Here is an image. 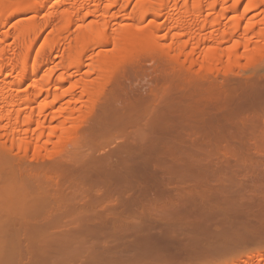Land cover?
<instances>
[{"label":"bare ground","instance_id":"obj_1","mask_svg":"<svg viewBox=\"0 0 264 264\" xmlns=\"http://www.w3.org/2000/svg\"><path fill=\"white\" fill-rule=\"evenodd\" d=\"M261 13L263 15L261 18H259L258 16ZM110 46H112V48H110ZM156 51H159L164 56V58H168L169 60H171L172 64L175 63L173 65L177 64L175 68L177 72H178L177 67L180 68L181 66H183L182 70L183 68L184 70H187V71H181L180 68L179 70L181 71V73L176 72L174 76L172 75L173 77H177V74H179L180 76H178V78L180 77L179 78L180 81L184 78L183 76L185 74L189 78L191 77L192 79L188 81L189 78L185 76L186 79L182 80L179 83H176L168 76L162 75L160 77L159 76L161 74L160 72V74L158 75L159 78L157 79L156 77L157 80L155 79L156 81L154 82V84H150V87L148 86V88L144 90L143 88L142 89L139 88V85L137 86L138 88L133 87L135 85L134 83L132 84L133 86H131L130 85L131 81L130 83L128 82L130 80L129 77L131 76L127 74L129 76L128 77L126 75L127 71L126 73H124L125 71L123 73L121 72L122 69L124 70L125 67H127V65L125 66V64H129V61L130 62L135 61L134 63H138L136 62L137 59H141L143 56L146 57L145 55L149 52H156ZM56 54H60V56H57ZM151 54L153 53H149V56H151ZM128 57L129 58L132 57V60H130ZM133 57L135 58L133 59ZM259 58H264V0H0V141H1L0 144H2V141L3 142L5 141L6 143L10 142L13 148L18 150V153H20V151L23 150L25 153H22L23 151H21V155L19 154L18 156V158L20 157L19 159H21L19 161L22 163L23 157L28 156L26 151L29 150L30 152L32 148L39 149L40 147L41 148L43 147L42 149L45 150V147L46 149H48L49 147L47 148V146L49 145H55V147L56 146L58 147V145L61 144V142L66 147L67 144L65 143H67L68 141L70 143L71 139L72 142L73 141L75 142V140L73 139L77 138L76 136H78V133L80 132H82L80 133V138L83 141L85 140L84 142L88 143V144L83 143V141L80 142L79 140L80 138H79L78 140L80 143H78L79 145L75 147L79 149L82 147L81 148L82 150L76 149L73 146L76 150L72 149L73 152H71L70 149L69 150L70 154L69 151L68 153L66 152L67 154L66 153L65 154L67 156L65 155L66 157L64 158L62 157L61 159L60 158L57 159L56 157L58 156L54 155L57 160H52L53 159V155H52V159L50 158L52 161L51 160L48 161L49 158H47L48 156H46L48 162L45 161L44 164H42L43 163L42 161H41L42 163H40L41 165L34 164L36 162H33L32 164L33 166L29 164L34 169V172L38 169L37 170L38 172L43 173L42 176L46 175L45 176L46 178H48L49 180L52 179L49 184L55 182V184H53L54 186L53 191L55 193L54 192L53 193L56 194L55 195L56 197L54 196L52 191H50L52 190L50 188L53 186L49 185L47 181H46L47 186L48 187L50 186L48 188L50 189L49 192H51L53 195L50 193L47 199V197H45L46 196L45 194L48 192V189L46 188L47 189L46 190L44 187L40 189V190L44 189L43 194L45 191H47L44 194L45 196L42 194L43 197H45L47 200L50 199L52 200V198H50L51 197L50 195L55 197V198L53 197V200H56L58 196V199L62 198V204L64 201L69 203L67 205L64 202V204L67 205V206L63 205L64 207L73 208L72 205L74 204V202L80 200H81L80 202H82L83 199H86L87 201L86 203L90 208L85 206L87 208L86 210L88 211L86 214L82 212L85 208L83 210L79 209L80 210L79 212L77 207L78 206V202H77V206L76 205L75 206L77 207V211L79 213L78 214L77 212L74 211L76 210L75 207L73 208V210L71 208L69 209L65 208L67 209L65 210L60 208L62 206L60 207L58 206V209L60 208V211L65 210L66 212V213L65 212L62 213L59 211L57 212L56 210L57 215L54 216H59L56 217L58 221H61V223L59 224H64L66 222V221L64 222V218L67 217V219L69 220L70 219L74 220V222L71 223L75 224L73 226L74 228L76 227V229H74L73 226L71 225L72 226V228H70L71 233L69 234V231H66V229L68 228H66L65 231L64 228L66 227L65 224H67L70 221L65 223L63 227L62 225H60L61 226L60 227L58 224L57 229L60 230L61 228V230H63L62 231L63 233L59 231L60 234L62 233L61 234L62 237H60L61 241L59 239L58 241L56 239L59 237H55L56 232L52 230V228L53 229L56 228L55 225L56 221L54 220L55 217H50V219L51 218L52 219L47 220L46 223L47 226H44L46 222V219L44 218L45 222L43 221L44 223L41 222L39 225L41 229H39L38 227L32 229L33 233L31 234V237L32 236L34 237L32 238L29 237V238L31 240L33 238L34 239L32 241L30 240L28 241L29 242L34 241V242L32 243L33 246H30L31 244L28 245V241H27V247L30 246L32 248L29 251L30 255L28 256H30L32 260L37 259L40 262L42 259L39 260V258L44 255L46 257L47 255L46 260L48 257H49L48 260H51L50 255L51 257L53 256L51 250H55L52 249L53 246L52 248L49 247L51 246L50 244H52L51 243L52 239L55 238V241H57L58 243L59 242L61 243L63 240H65L66 242V240L67 241L69 240L71 234L73 236L75 235L78 236L73 238L72 240L74 242V240L77 239L74 242L75 244L79 241L81 242V240L84 243V241L86 242L87 239L95 240L98 239V237L99 239H103L101 238L103 235L105 237L109 235L108 237H106L108 238V240L111 239L112 236H114L113 240H116L117 239L116 237H118L117 240L121 239L120 237H122L123 240L121 241H124V238H126L125 236L129 235L127 232H129V230L131 229H135V230L137 229L136 231H138L139 229L140 233L137 232V236L144 237L145 235L141 236V234L143 231L144 232L146 231L144 230V228H146L147 226L146 225L147 221L149 222V225L151 224L150 222L153 221L152 218H155V220H157V217H159L157 221L160 222V217L164 218L163 216L165 215L173 216V217L176 216L178 219H180V221H184L183 223L181 222L182 224L186 225L185 221H188L190 219L192 220L191 216L197 217L198 215H201V217H203L207 214H213L214 212L220 213L221 210L219 212L218 210H216V207L214 208V206L211 204L213 202L219 203L220 200H222L220 201L222 203L224 199L229 200V196H228L229 193L228 194L225 193L224 189L223 192H220L221 190L218 191L217 188L216 191L215 189H212L215 192L212 191L210 192V188L209 191L207 189L206 191L203 189L204 190L203 191L202 188H206L205 187L206 183L203 184V182H201L200 179L202 178L201 180L203 181L204 177L200 178L199 176L198 178L193 175V177H195L196 180L199 179V181L203 184L202 186L204 187H201V185H199L203 192L200 191V187L196 183L193 185L198 186L199 190L197 188H194V186L192 187L194 189H197L195 191H200L201 193L193 192L194 189H191L192 188L191 184L190 186L188 184V187L190 189H188V187L187 189L186 187L185 189L184 187L183 189H178V188L173 189L168 187V185L170 182L175 181L174 180L175 178H178L180 176L186 178L188 173L187 172L188 168L190 171L191 167L189 164L186 165L183 164L184 166L189 165L188 168L185 167L187 169L183 168L182 167L183 165L174 166V164L176 163H181L180 161H182V163L184 162L189 163L190 161V164L193 162L194 164L195 163L199 164V166H196V168L198 169L200 167V169H198L197 174L199 173L200 175L199 170H201V176L202 174L204 175L205 172L209 171V168H207L209 164L206 165L201 160V159H203V161L207 160L205 159L206 158L205 155L208 154L210 150L211 152L213 151L211 149L212 143H210L209 140L211 133H210V129L208 128V125L211 123H215V127H217L216 123L217 124L220 123L221 126L218 125V128L220 126V129L222 128L224 129L223 123L227 122L230 118L231 119L234 118L232 116L236 114L238 111L237 109L235 110L232 107H228V105H230L231 102H227V100L228 101L232 100L229 99L228 97L226 98V100L224 99L227 102V104L224 100H221V102L218 103V105L219 104H221L222 106L226 105V107L223 106V111L222 109H220L222 114H219L220 111H217L216 113H218L219 115L217 114L215 115L214 113L215 110L211 111L212 107H214L213 109H215L214 105L211 107L212 104L204 107V102H205L204 97L206 96L203 93L205 94L207 93L206 95L209 97L212 94V93L210 95L208 94L209 92H207L208 88L206 86L210 84V87L212 86L215 87L216 83H212V82H216L217 80L216 78H219L216 76L220 75L219 72L215 73L213 71L214 70L216 71V68H218L219 66L221 67L219 68L220 69L219 71H221V69L224 70V68L230 67L229 65L232 66L239 65L242 63L241 61L243 59L247 61H254ZM124 59L125 62L127 59H129V61L123 64ZM158 61H164V59L161 60L160 57V60ZM165 61H167V59ZM134 63L133 65L130 63L133 66V68H135ZM157 63L158 66L160 67L161 63L160 64L159 62ZM122 64L125 66L124 68H122L123 67ZM221 64L224 66H221ZM85 66L86 67L88 66L89 69L87 70V72L84 71L85 72L84 73L83 68ZM126 69L130 71L131 68L128 67ZM132 70L135 71L134 69ZM163 71L162 72L164 74L165 70L163 69ZM170 73L173 74L172 72H169V74ZM167 74L168 72L166 73V75ZM212 74L215 76L214 78H211L213 77ZM78 75H81V77L77 78ZM124 75H126L127 77H125ZM125 79H128V81ZM213 79L215 81H212ZM210 81H212L211 83L213 85L211 83H208ZM248 81L251 80L249 79ZM151 82L153 83V81ZM191 82L193 84H191ZM218 84L219 83H217V87ZM249 85H251L250 82ZM203 86L205 87L203 88ZM223 87L225 88V85L222 86V88ZM205 88L206 91L203 90ZM214 89H216V92L213 91V93L215 92V96H216L217 91H221V90L217 89L216 87ZM261 89L260 92H258L259 89L258 91H254L256 90L255 88L252 91L253 92L252 97H255L257 95L256 94L254 96L256 92L259 95V93L262 92ZM229 91L231 92L232 89H230ZM246 96L248 97L249 94ZM214 98L216 99V97ZM257 98L255 97L254 99ZM63 99H65L64 102H62ZM206 99L210 101L211 99H213V97L211 99L207 97ZM243 102H240V104ZM58 103L60 104L58 105ZM244 103L246 104V101ZM250 103H252V100H250ZM250 103L247 102L248 105ZM240 104L238 108L241 105H243V107L247 106L244 104L241 105ZM250 105L257 106L254 103ZM255 106L253 107L255 108L254 110H256L257 108ZM227 107L229 108V110L232 108L230 110L232 114L235 111L236 113L231 115L229 110L225 112L224 109H228ZM243 107L241 106L239 110L240 109L242 110ZM248 107L245 109L247 110L250 109ZM206 108H209L211 113L214 114L212 115L210 112H207L208 114L205 113ZM209 109H207V111ZM245 109H243V111ZM252 110L253 109L251 108V111ZM238 112L240 113V111ZM239 113L237 114L239 115ZM205 114L210 116V118L207 119ZM242 119L243 117L240 119L241 125L247 126L248 124H246L245 121H244L245 124L244 123L242 124L243 122ZM245 119L247 118L245 117ZM222 120H224L223 123H221ZM230 122L232 124L234 123L233 121ZM236 123L239 126L238 125L237 126L235 125V127L232 126L233 128L236 127L242 128V126L239 124V121H237ZM135 126L137 129L140 127V129H138L137 131L138 133L135 130L136 129ZM131 127L134 133H131L132 132ZM194 127L197 128V129L195 128L196 131L193 130ZM232 127H230V129L227 130L225 128L223 130L224 132H226L225 134L222 130L219 129L221 131L220 133H222L220 134V136L218 133H216L217 135L214 133L216 136H219V139L217 138V140L220 142L218 143H221L222 140L224 141L225 139L223 138H227L229 140V138L232 136L231 133H233L231 129ZM244 128L245 127L243 126L242 130H244ZM199 129L203 131L202 132L203 134L198 132ZM228 130H231V132L230 131L227 132ZM239 130L242 131L241 129H238V131ZM246 130H248L247 127ZM236 131L237 130L235 129L234 132ZM240 131L239 133H241ZM197 133L198 136L202 134L203 138L201 136L200 137L202 139L198 137ZM227 133H229L230 136H228ZM209 134L210 136H208ZM238 134H235V136L237 137ZM244 134L242 132L241 134H239V137L240 138L242 137L241 139H243L245 137ZM194 135L196 136V138ZM240 135H244V137ZM206 136H208L207 138L209 140L208 142L210 143V145H208L207 142H204L205 139L207 140V138H204ZM109 137H111V140L108 139ZM233 137L234 136H232L231 138ZM239 137H237V139ZM246 137L248 138V136ZM259 137L263 139L264 135L263 137L262 136ZM67 138H69L70 140H68ZM106 138L108 140H105ZM235 138L234 140H236ZM192 139H196V141L194 140L195 144L197 143L198 145L199 144L201 145L204 142V144H206V147L210 146L209 147L210 150H208L204 145L201 146L199 145L200 147L203 146L202 148L207 149V151H205L204 149L202 150V152L205 153L203 155V153L200 154L198 153L199 150H201L202 148H199L198 146L193 144L195 145V148H198L197 149L198 152H196L197 151L196 150L195 153L199 154L201 158L195 153H194L195 155L194 154L193 155L194 156L197 155L196 157L200 158V159L198 158L199 161L201 160L200 162L196 157L195 159H197L196 160L197 162L194 161L195 160L194 157L191 156L192 153L194 152V149L192 150L191 147L193 142L189 144V141L190 142L193 141ZM241 139H239L241 141V142L239 141L240 144L237 143L238 140L236 142L232 139L231 141H228L233 145L234 142L236 143V145L238 144V146L234 145L235 148L232 147V145L231 146L228 145L229 148L232 147L233 150L231 148L230 149L227 148V146H226L227 149L225 148L226 150L228 149L231 150V152L227 151L231 153V154L228 153L227 155H229L231 159L234 157L236 163L238 162L237 166L235 165L237 169L240 167L239 160L241 164V161L245 162L247 159L251 157L250 150H249L250 153H248L250 157L247 155L248 152L247 148L251 147L249 146L250 143L247 146V144H245L246 139L243 140ZM78 140L76 142H78ZM104 140L106 143L103 142ZM109 140L111 142H108ZM118 140L120 141L119 144H117L114 148L111 147L110 144H112V142L115 141L117 142ZM250 140L247 141V143L251 142ZM88 141L92 146L94 143H99V142L101 144L99 143L98 146L104 144L106 145L103 147L99 146L100 149L97 150L98 152H103V151L105 152L106 150L108 151L105 153L103 152L104 154L102 153V155H98L99 153L97 155H94L93 152L97 153L96 151L93 150V152H91L88 151L87 149L88 154L86 152L85 153L82 152L84 153L82 154L81 151L84 150L82 145H84V148L88 147L89 146ZM212 142H215V144L213 145L219 147V148L217 147V150L219 149V151H222L221 149L223 148L221 147L223 145L222 144L223 142L221 143L222 145L221 144L217 145L218 143L216 144L215 140ZM228 142L226 140L225 141L226 144L225 143L224 144L227 145ZM258 143L260 144L259 146H262L263 148L264 142L262 144L261 141H258ZM85 144H87L88 146ZM244 144L247 147L243 146ZM225 145H223V147H225ZM255 145H257L258 147V144ZM14 146H16L17 148ZM107 146L111 147V149L109 148L106 149ZM63 147L62 150L65 149ZM253 148H255V146ZM57 149L59 150V148ZM189 149L192 150V152H190ZM213 149H215V146ZM242 149L247 150L245 154L248 157H244L246 156L245 154H243L245 150L243 151ZM226 150H224L225 153L224 151H222L225 155H226ZM47 151H51V150H47ZM90 152L91 154H89ZM48 154L51 155V153ZM56 154L59 155V153L57 152ZM189 154L190 156H188ZM224 154H222V156H224ZM16 155H13V158H15L14 156ZM42 155L43 154H41V156ZM202 156H204L205 158H202ZM210 156L211 155L209 153L207 157L210 158ZM226 156H224L223 158L224 161L222 162H225V158H226L227 161L225 165H228L229 163L227 162L229 156H227L228 159ZM187 157L188 158L190 157L189 159L192 158L193 160L187 161ZM231 159L229 160L232 161L233 159L232 160ZM29 160L31 159L29 158ZM19 161L17 162L20 163ZM250 161L248 163L251 164L253 162L252 158ZM247 162L245 163L249 167L250 165L247 164ZM15 163L10 165L8 164V168L9 167L11 168V166L13 165L15 169V166H17ZM201 163H204L206 165L205 168L203 167L204 173L202 172L200 166V165L202 166L204 165ZM241 165L242 166L240 168L245 169V167H243L245 164L242 163ZM252 165L253 168H255L254 167L255 165L251 164V166ZM247 166L246 168H248ZM177 167H179L180 169L183 168L184 170L180 171V169L178 170ZM240 168L239 170H241ZM249 168L246 169L247 175L249 173H253L255 177L256 176L259 177V175L254 174L255 172L253 171L248 172ZM33 169H30V172L34 175L35 173H33L32 171ZM41 169L44 172H42ZM213 171L214 170H212V172ZM191 174H193V172ZM176 175L178 177H176ZM208 175L211 174H209L208 172ZM208 175L205 174V176ZM253 175L252 177H254ZM235 176L237 178L236 174ZM182 177H180L181 180L183 179ZM261 177L262 179L260 180ZM260 178H257L258 179L257 181L264 182V175H260ZM231 179L232 177L230 178V180ZM176 180L178 181V179ZM257 181L253 183H258ZM179 182L181 181L179 180ZM200 182L199 184H201ZM125 183L129 185L124 186ZM231 183L233 184L234 181ZM241 183H239L240 186H242ZM244 183L243 185H245ZM75 184L78 186H76ZM260 184H264V183L260 182ZM80 185H82V187ZM233 186L235 185L233 184ZM12 191L13 189L9 192L12 193ZM17 191H19V189ZM4 192L6 193L7 191H3L2 193ZM128 192L131 193L129 194ZM2 196L4 197V195ZM6 196H8V194H6ZM19 196L27 197L25 196V192L24 195H18V197ZM233 196L235 197L236 194L231 195L230 198H232ZM237 196L239 197V194ZM109 199H111L114 202L116 200V202L115 204H112V207L108 209L109 210L108 212L107 211L99 212L97 211L98 209L97 210L95 209L96 207H98V205L96 206V204H99L101 201L104 200L110 201ZM232 199H230V201ZM235 200L237 201L239 199H235ZM58 201L59 200H57V203ZM236 201H234V203H236ZM89 202L92 205L88 204ZM261 202H259V204ZM59 203L61 204V201ZM215 203L213 204L215 205ZM228 206L232 208L231 205ZM250 207L253 206L251 205ZM212 208L215 209L216 211L213 210L214 211L213 212ZM16 209L18 208L16 207ZM69 210L71 211V214L72 211L75 212V214H73L74 216L71 217V215L70 216L66 215ZM86 210H84V212ZM70 211L68 212V214H70ZM234 212L235 215H233L232 218L234 219L235 217V219L237 220L234 219V223H233L230 219L232 224L229 225L228 227L226 226V228L222 230V233L224 235L222 236L224 238L222 237L223 239H221L220 236V238L218 237V241L216 242L214 240L211 241V238L217 235L216 234L212 235V232H210L211 230L209 229L210 227L208 228L210 231L207 230L206 228L208 222L203 221L204 224L201 225L202 226L204 225L205 227L201 226V228L200 227L197 229L195 228L196 229L195 232L193 231V234L194 233L195 234L194 235L192 234L194 237L191 236L192 239L190 238L191 240L188 239L187 241L184 240L185 242L184 241L180 242L181 239L179 242L174 240L173 242L172 240L170 242H164L162 239H161L162 241L159 240L158 238L157 240L155 237L153 238V236H151L148 237L150 238V240L146 238L141 242L142 239L141 238L139 241L137 240H136L137 242L135 241V243L137 244L130 246L124 244H120L121 246H118L116 241L112 242V243H116L117 244V245L115 244L116 246L114 244H113L114 246L113 245L105 246L108 244V242L107 243L104 242L105 243V245L103 244L104 249L101 248L103 251L102 252L98 251L100 252L98 253L97 252L98 249H95L96 251H94L93 249L94 248L93 245L96 247L97 243H94L95 241L93 242L92 240L90 242L94 244L91 243L92 246L88 247L89 250L87 249L86 251L88 252V254L91 253L92 255L93 253V255L95 256L92 255L91 258H88L89 255L87 254L88 256L86 255V257L88 259L87 260L85 259L86 260L85 264H174V263L176 264L178 263V261L180 262L179 264H182L184 260L182 262L181 255L182 254L184 255V253L187 256L189 254L193 255V257L195 256L196 261L192 258L196 262L194 264H264V247L263 248L259 247V245L261 244L264 245V209L261 211L259 210V212L256 210L254 212L251 211L253 213L258 212L257 214L253 215V218H257V222L254 221L255 223L250 220V218H252L250 217L251 216L250 214H247L249 216H246V219L243 222L242 220L240 221L238 217L239 216L243 217L244 215H242L241 212L240 213L236 211ZM247 212H244L243 214L246 215ZM251 212L249 211L248 213ZM6 213L8 212H5V214ZM236 213H238L239 215ZM60 214L61 215L64 214V215L61 216ZM76 214H78V217H80L81 220L76 216ZM216 215L217 214L214 213V216ZM47 218L49 219V217ZM76 218L78 221L76 223L78 224L75 223ZM177 218H175L177 220V223L175 222L176 220L174 218L173 219L175 221L173 220L171 222H174L175 224H178V226H180L181 224H179V220ZM149 219L150 220L152 219V221H150ZM164 219H166V217ZM205 219H207V217H205ZM200 221L202 220L200 219ZM166 222L168 223V220ZM171 222L169 220V224H171ZM49 223L51 229L48 227ZM51 223L55 227H52ZM198 223L196 222L197 227L199 225ZM190 224L189 222H187V226ZM42 228L46 230L44 231L42 230ZM142 228L143 231H141ZM57 229L55 230L57 231ZM50 230L52 231V233L49 232ZM34 231H36V233ZM37 231L39 232L37 233ZM136 231L134 232L136 233ZM144 232L143 234H146ZM146 232L150 233L149 230H147ZM59 233L57 234L58 236L60 235ZM52 234H54V238H52L53 237ZM43 235L45 237H43ZM67 235L68 236L70 235L69 238L66 237ZM220 235H221V231H220ZM79 236H81L80 237L81 240L79 239ZM87 236L90 237L87 238ZM49 237L51 238V241H46V240H50ZM65 237L68 239H65ZM39 238L40 239L44 238V239L40 241ZM154 239H156L157 241H155ZM250 240H257L259 242L257 243V245L258 244L259 245L256 247H258L259 249L257 248L256 250L248 253L244 251V248H242L244 246L242 245L244 244L246 246L245 243H247L248 241L250 242ZM212 242H214V244L216 243L217 247L216 246L215 247L219 249L221 248L220 246L224 245L225 243L227 245L234 244L233 246H235V248L232 247V250L235 249L234 250L235 252L234 253L232 252V258L230 259L229 262H227L225 259H222L221 257L219 258L217 256L216 257H213V255L211 256V250H213V246H214ZM66 243L65 244L61 243L62 244L61 248L63 246L67 247ZM133 243L134 242L131 243L130 241V244ZM55 244L57 243L55 242L54 246ZM70 244H68V247L73 246V244L71 245ZM254 244L255 243H253L252 245ZM79 245L77 244L75 246L78 247ZM81 246L79 247L81 248ZM86 246H88V243ZM47 247H49V249L51 248L50 252H48L49 250L47 249ZM125 248L133 249L134 251L132 254H127V253L125 254V251H123ZM19 249L20 248L18 247V250ZM27 249L25 250L26 252L30 248L28 250ZM81 249L84 250L83 247ZM81 249L79 250L76 248L75 250L81 251ZM91 249H93V251L97 252L99 255H96L97 253L94 254V252H91L92 251ZM20 250L19 253L17 252V254H20L19 256H22V254L25 256L29 254L28 252L25 253V251L22 252L21 254ZM70 250L73 251L72 249ZM75 250L72 253H74V255L77 254L79 255L80 252L79 253L76 252L75 254ZM67 251L65 252V254L67 253ZM86 251L84 250V253ZM84 253L83 254L80 253V254L85 255ZM15 257L18 258L17 255H15ZM17 258L15 260H17ZM63 258L60 259L63 261ZM84 258L85 257L82 256V259ZM184 258L186 257L184 256ZM11 259L12 258H10V260ZM52 259L55 258L53 257ZM76 259L77 261L79 260L78 258ZM46 260H43V262L40 263L47 264V262L48 263L50 262ZM7 261L9 260L7 259ZM20 261H22V259H20ZM53 261L55 262V260ZM57 261L58 260H56L54 264L60 263L59 261L58 262ZM73 261L70 264H73L74 263ZM2 262L4 261L2 260ZM14 262L17 263V261ZM64 262H66V260H64ZM185 262L183 264H186ZM32 263L33 262H31V264ZM77 263L79 264V261L75 262L74 264Z\"/></svg>","mask_w":264,"mask_h":264},{"label":"rangeland","instance_id":"obj_2","mask_svg":"<svg viewBox=\"0 0 264 264\" xmlns=\"http://www.w3.org/2000/svg\"><path fill=\"white\" fill-rule=\"evenodd\" d=\"M259 15V14H258ZM262 13L258 16L259 18H261L262 17ZM110 48H112V46H110ZM149 53H153V54H151V56H149ZM149 53H145L146 55V57H142L141 59H137V61L136 62H138V63H134L133 61V63L135 64L134 65V67L135 68H133V63L132 62H130L129 61V59L130 60H132V57H128L129 59H127L126 60V62H125V59H124V62H123V64H125V63H127L128 61H129V64H125V66L127 65V67H125L123 64V67L122 68H124L125 67V69L123 70L122 69V73L124 72V73H126V71H127V73H126V75L128 74L129 76H133L132 78L131 77H129L128 75V77L130 78V80L128 81V79H125V80H127L129 83H130V81H131V83H130V85L131 86H133L132 84L134 83L135 85L133 86V87H137L138 85H139V88H143V90L144 89H146V88H148V86L150 87V84H154V82L159 78V76L161 77L162 75H165V76H168V77H170L174 82H176V83H179V82H181L182 80H184V79H186L185 78V76H187V75H185L184 74V78L182 79V80H180L179 81V78H178V76H180L179 74H177V77H173L175 74H176V70H175V68H176V65H173V64H175V63H173L172 64V61L171 60H169L168 58H164V56L159 52V51H156V52H149ZM57 56H60V54H56ZM148 55V56H147ZM155 55V56H154ZM158 55V56H157ZM160 55V56H159ZM142 56V55H141ZM160 57H161V60L162 59H164V61H158V60H160ZM135 57H133V59H134ZM138 58H140V57H138ZM167 59V61H165ZM136 60V59H135ZM140 62H139V61ZM245 61H247V60H245V59H243L241 62V64H239V65H229L230 67H227V68H224V70L223 69H221V71H219L220 69L219 68H221L220 66L218 67V68H216V71L214 70L213 72H219L220 73V75H218V76H216V77H219V78H216L217 80H216V82H212V81H215L214 79L212 80V81H210V82H208V83H216V88L217 89H219V90H221V91H217V95L215 96V92H216V89H214L215 87H210V84H208L209 85V87H208V85L206 86L207 88H208V90H207V92H209L208 94L210 95L211 93V95H210V97L212 98L213 97V99H211L209 96H207L205 93H203L206 97H204L205 99V102H204V107L205 106H208V105H211V107L214 105L215 106V109H213L214 107H212V109H211V111H214V113H215V115L217 114V115H219V114H222V112L220 111V109H222V111H223V106L224 107H226V105H221V104H219L218 105V103H220L221 102V100H226V98L228 97L229 99H232V100H227V102H231V106L230 105H228V107H232L233 109H237L238 111H240V113L237 111V113H239V115L236 113V111L234 112V113H236V114H234V115H236V116H234L231 112H230V110L232 109H230L229 110V108L228 109H224V111L226 112V111H228L229 110V112L231 113V115H233L232 117H234V118H237V119H234V118H230L227 122H224V120H222L221 121V123H223V127H224V129L226 128V130L227 129H230V127H235V125L237 126L238 124L236 123L237 121H239V124L241 125V123H240V119L243 117V119H242V124L244 123V121L246 122V124H248L247 126H245V125H243L245 128H244V130H242V128H243V126H242V128H239V127H236V128H231L232 129V131H233V133H231V135L232 136H234L233 138H229V140L227 139V138H223V139H225L224 141L222 140V144L223 145H225L226 143H225V141L227 140V142L228 141H231V139L232 140H234V138L236 137L235 136V134H238L239 133V131H238V129H241L242 131H240L241 133L243 132V134L245 133V132H248V130H249V128H250V130H249V132L248 133H245L244 135H245V137H244V135H240V136H243L244 138L243 139H246L247 137L246 136H248V140L246 139L245 140V144H247V146H248V144H249V146H251V147H249V148H247L248 149V152H247V150H245V149H242L243 151H244V153H243V151H242V153L243 154H245V152H247V155H248V153H250L251 155V157L249 158V159H247L245 162H247L248 160L250 161L251 160V158H252V160H253V162L251 163V164H254L255 166V168H253V165L251 166V164L250 163H248L247 162V164H249L250 166V168L246 165V163L243 161H241V164L242 163H244L245 165L243 166V167H245V169L243 170V169H241L240 167L242 166L241 164H240V160H239V165H240V169L241 170H239V168L237 169L236 168V166H237V163H236V161L234 160V157L232 158L233 160H234V162H233V160L231 159V157L229 156V155H227L229 152H227V151H230L231 152V150H229L230 148L232 149V147H234V145L235 146H238V144L236 145V141L238 140V142L237 143H239L240 144V140L239 139H241L240 137H239V134H241V133H239L238 135H237V137H239L238 139H237V137L235 138L236 140H234V141H232V142H234V145L233 144H231V143H229L228 142V144L227 145H225V147H223V145L221 144V143H218V142H220V141H218L217 140V138L219 139V136H220V134H222V133H220L221 131L220 130H224L223 128L222 129H220V123H216V126L217 127H215V123H211V124H209L208 125V128L210 129V133H211V136H210V134L208 135V136H210V138H209V140H210V143H212L211 144V149L213 150L212 152H211V150L209 149V147L210 146H208V147H206V144H204V142H207V144L208 145H210V143L208 142L209 140H208V136H206V137H204V138H207V140L205 139L204 140V142L201 144V145H204L208 150H210L209 152H208V154L210 153V155L212 156H210V158H208L207 157V155L208 154H206L205 156H206V158L204 157V156H202V158H205V159H207V160H204L203 161V159H201L202 160V162H204L206 165H208L207 166V168H209V171H208V169H207V171L209 172V174H211V175H208V172H205V174L206 175H208V176H205V174L203 175L202 174V176H201V170H199L200 171V175H199V173L197 174V172H198V169H200V167L197 169L196 168V166H199V164H197V163H195L194 164V162L193 163H191L190 164V161L189 160H193L192 158L191 159H189L188 157H187V161H189V163H186V162H184V163H182V161H180L181 163H176V164H174V166H182L183 164L184 165H186V164H189L190 165V167H191V169H190V171H189V168H188V166L189 165H187V166H182L183 168H185V167H187L188 168V170H187V172L189 173V175H188V173H187V176H186V178H183L182 176H180V177H182L183 179L181 180L180 179V177H178L177 175H176V177H178V178H173L175 181H173V182H170L169 183V185H168V187H170V188H173V189H183V187H184V189H185V187H186V189H187V187H188V184H189V186H190V184H191V187L192 186H194V188H197L198 190H199V185H201V187H204V186H202L204 183H206V185H205V187L206 188H202V190L204 189L205 191H206V189L209 191V188H210V192L212 191V192H215L217 189H218V191H220V192H223V189H224V191H225V193H229L228 194V196H229V200L228 199H224L223 200V202L221 203L220 201H222V200H220L219 201V203H215V202H213V203H215V205L212 203L211 205H213L214 206V208L216 207V210H218L219 212H220V210H221V212L220 213H216V212H214V211H216L215 209H213L212 208V211L215 213V214H217L216 216H214V213L213 214H207V215H205V216H203L204 217V220H203V217H201V215H198L197 217L195 216V217H193V216H191V218H192V220L190 221V220H188V221H185V223H186V225L185 224H182L184 221H180V219H178L176 216L175 217H173V216H163L164 218L166 217V219L168 220V223L166 222L167 220L166 219H164V218H162V217H160V222L159 221H157L158 219H159V217H157V220H155V218H152L153 219V221H152V219L150 220V221H152V222H150L151 224L150 225H152V226H150L149 225V222L147 221V223H146V225L148 226H146V228H144V230H149V232L150 233H147L146 231L144 232L143 231V228H142V230L141 231H143L144 233H146V234H149V235H146V234H143V232H142V234H141V236L143 235H145L144 237H139V236H137V232H139L140 233V231H139V229H138V231H136L135 229H131V230H129V232H127L129 235H126L125 237L126 238H124V241H121V240H123V238L122 237H120L121 239H119V240H117L118 239V237H116L117 239L116 240H113V237L114 236H112L111 237V239H109L108 240V238H106V237H108V236H102L101 238H103V239H99V237H98V239H99V241H98V239H87V238H89L88 236H87V240H86V242L84 241V243L82 242V240L80 239V237L81 236H79V239L81 240V242L79 241V242H77L76 244L74 243L76 240H74V242L72 241L73 240V238H75V237H78L77 235H75V236H73L72 234H71V236H70V238H72V239H70L69 238V236L67 235L66 237H68L69 238V240L67 241L66 240V242H68V243H66L65 242V240H63L61 243H63V244H67V247H62L61 248V246H62V244L60 245L57 241H55V238H54V234H52L53 235V237L52 238H54V239H52V241L55 243H57V244H55V246H54V243L51 241V238L49 237V239L50 240H46V241H51V243L52 244H50L51 246H49V247H51L52 248V246H53V248L52 249H55V250H51V253H53L52 255V257H51V255H50V259L51 260H48V258H47V260H46V257H47V255H46V257H45V255L44 256H41L40 258H39V260L40 259H42L40 262H43V260H46V261H50L49 263L50 264H54L55 262H56V260H58L60 263H58V264H62V262H63V264H70L73 260V262L75 263V262H78L79 261V264H85L86 263V260L88 259V258H91V256L93 255V253H92V255H91V253L90 254H88V252L86 251L87 249H88V247H90V246H92V244H94V243H97V244H99V245H97L96 244V247L93 245V249H94V251H96L95 249H98L97 250V252L98 251H100V252H102L103 250L102 249H104L103 247H104V245H105V243L104 242H108V244L107 245H105V246H112L113 244L115 245L116 243L118 244V246H121L120 244H124V245H135V244H137V243H135V241L137 240V241H139L141 238V242L143 241V240H145L146 238L148 239V240H150V238H148V237H151V236H153V238L155 237L156 239L158 238L159 240H163L164 242H170L171 240H172V242H173V240L174 241H180V239H181V241L180 242H182V241H187L188 239H190L191 238V236H193L194 234H193V231L195 232V230L197 229V228H201V224H204L203 223V221H207V222H205V223H207L208 225H206L207 227V230H209L210 232H212V235H217V236H213V238H211V241H218V237L220 238V236H221V239H223L224 237V235H223V233H222V230H224L225 228H226V226L228 227L229 225H231L232 224V222L234 223V219H235V217H234V219L232 218V216L233 215H235V212L234 211H236V212H238V213H240L241 212V214L242 215H244L243 217L242 216H239L238 217V219L241 221H245V219H246V216H249V215H247V214H250L251 216L250 217H252V218H250V220L252 221V222H257V218H253V215H255V214H257L258 212H259V210L261 211V210H263L264 209V184H260V182L261 183H264L263 181H257L258 179L257 178H260V175H264V144H263V142H264V137H263V135H264V58H259V59H257V60H254V61H247V62H245ZM157 62H159V64L161 63L162 65H164V64H166V65H164V66H162L161 64H160V67L158 66V63ZM132 65H131V64ZM157 63V64H156ZM138 64H140V65H138ZM128 65H130V66H128ZM138 65V66H137ZM172 65V66H171ZM165 66H166V68H165ZM175 66V67H174ZM179 66V65H178ZM221 66H224V65H222L221 64ZM128 67H130L131 69H130V71H128V69H126V68H128ZM164 67V68H163ZM173 67V68H172ZM182 67L183 66H181L180 68H181V71H187V70H184V68H183V70H182ZM137 68V69H136ZM172 68V69H171ZM179 67H177V69H178V72H180L181 73V71L179 70L180 69ZM186 68V67H185ZM89 68H88V66L86 67H84L83 68V72L84 71H86L87 72V70H88ZM132 69H136L135 71H133ZM138 69H139V71H138ZM141 69V70H140ZM163 69L165 70V73L163 74ZM133 72H132V71ZM166 70H169V71H166ZM170 70H172V71H170ZM175 71V73H174V71ZM218 70V71H217ZM163 71V72H162ZM129 72V73H128ZM160 72H161V74H160ZM168 72V74L166 75V73ZM169 72H172L173 74H169ZM177 72V73H178ZM212 72V73H213ZM263 72V73H262ZM85 73V72H84ZM84 73H82V74H84ZM183 73H185V72H183ZM260 73V74H259ZM81 74V75H82ZM160 74V75H159ZM214 74V73H213ZM212 74V75H213ZM81 75H78V77L77 78H79V77H81ZM95 75V74H94ZM93 75V76H94ZM126 75H124L125 77H127ZM159 75V76H158ZM170 75V76H169ZM173 75V76H172ZM193 75V74H192ZM191 75V76H192ZM124 76H123V79H124ZM156 77H157V79H156ZM188 77V76H187ZM215 76L213 75V77H211V78H214ZM245 77H247V78H245ZM248 77H249V79L251 80V81H248L249 79H248ZM259 77V78H258ZM189 78V77H188ZM210 78V79H211ZM253 80H252V79ZM257 79V80H255V79ZM156 79V80H155ZM190 79H192L191 77L188 79V81H190ZM246 79H248V80H246ZM231 80V81H230ZM126 81V82H127ZM151 81H153V83L151 82ZM192 81V80H191ZM245 81H247V82H245ZM254 81V82H253ZM193 82V81H192ZM191 82V84H193ZM237 82V83H236ZM249 82L251 83V85H249ZM253 82V83H252ZM129 83H128V85H129ZM140 83V84H139ZM211 83V84H212ZM217 83H219L218 84V87H217ZM235 83V84H234ZM245 83V84H244ZM247 83V84H246ZM147 84H149V85H147ZM261 84V85H260ZM213 85V84H212ZM225 85V88L223 87L222 88V86H224ZM239 85V86H238ZM152 86V85H151ZM229 86V87H228ZM205 86H203V88H204ZM221 87V88H220ZM256 88V90H254L255 88ZM138 88V87H137ZM262 88V89H261ZM213 89V90H212ZM230 89H232V91L230 92L229 90ZM249 89V90H248ZM258 89H259V91H258ZM260 89L262 90V94L261 93H259V95H258V93L256 92H254L255 94H254V96L257 98H260V99H254L255 97H252L253 96V90L254 91H258V92H260ZM203 90H205L206 91V88L205 89H203ZM212 90V91H211ZM213 91H215L214 93H213ZM229 91V92H228ZM246 91V92H245ZM219 92V93H218ZM244 92V93H243ZM221 93V94H220ZM252 93V94H251ZM222 94H224V95H222ZM242 94V95H241ZM249 94V96L247 97L246 95H248ZM209 98V99H211L210 101H208L206 98ZM214 97H216V99L214 98ZM225 97V98H224ZM246 97H247V99H246ZM250 97V98H249ZM252 97V98H251ZM261 98H262V101H261ZM43 99H44V97H43ZM66 99V98H65ZM65 99H63L62 100V102H64L65 101ZM241 99V100H240ZM224 100V101H225ZM235 100V101H234ZM250 100H252V103H250ZM246 101V104L244 103V102ZM61 102V103H62ZM226 102V101H225ZM227 102H226V104H227ZM240 102H243V103H241V104H244V105H247V106H244L243 107V105H241L240 104ZM247 102H249L250 104H256L257 106H255V107H257L256 108V110H254L255 108H253L254 106H252V105H248L247 104ZM257 103H259V104H257ZM60 103H58V105H59ZM229 104V103H228ZM239 104L243 107L242 108V110L240 109L239 110V108L241 107H239L238 108V106H239ZM218 105V106H217ZM249 106V107H248ZM210 107V106H209ZM210 107V108H211ZM236 107V108H235ZM250 108V109H245V108ZM251 108L253 109L252 111H251ZM207 109H209V108H206V112L205 113H207V112H210L211 113V111H210V109L207 111ZM243 109H245L244 111H243ZM217 111H220L219 112V114L218 113H216ZM243 111V112H242ZM232 112H233V110H232ZM246 112V113H245ZM250 112V113H249ZM253 112V113H252ZM259 112H260V114H259ZM214 113H211L212 115L214 114ZM224 113V112H223ZM208 114V113H207ZM211 114H209V115H211ZM240 114H242V115H240ZM230 115V116H231ZM244 115H245V117L247 118V119H245V117H244ZM249 115V116H248ZM205 116L207 117V119H209L210 118V116H208V115H206L205 114ZM248 116V117H247ZM263 116V117H262ZM253 117V118H252ZM262 117V118H261ZM240 118V119H239ZM235 121H234V120ZM239 119V120H238ZM260 120V121H259ZM230 121H233L234 123L232 124ZM255 121V122H254ZM257 121H258V123H257ZM254 122V123H253ZM245 124V123H244ZM255 124V125H254ZM258 124V125H257ZM218 125H220L219 126V128H218ZM239 126V125H238ZM228 127V128H227ZM246 127L248 128V130H246ZM261 127V128H260ZM135 128H136V126H135ZM134 128V129H135ZM196 127H194L193 128V130H195L196 131V129H195ZM131 129H132V127H131ZM138 129H140V127L138 128ZM138 129L136 128L135 130H136V132L138 131ZM220 129V130H219ZM235 129L237 130L236 132H234L235 131ZM134 130V131H135ZM192 130V131H193ZM225 130V131H226ZM132 132L131 133H134L133 132V129L131 130ZM194 131V132H195ZM201 131V132H200ZM231 132V130H228L227 132ZM251 131V132H250ZM135 132V133H136ZM193 132V133H194ZM198 132L199 133H202L203 131L202 130H198ZM224 132V131H223ZM259 132V133H258ZM80 133H82V132H80ZM80 133H78V136H76L77 138H75V139H73V140H75V142L73 143L69 138H67L68 140H70V143H69V141L67 142V143H65L66 141H67V139H66V141L64 142L65 144H67V146L65 147V145H63L62 144V142H61V144H59L58 145V147L57 148H59V150L55 147V145H49V146H47V148L48 149H46V147H45V150L44 149H42L41 147V149L39 148H32V150L29 152V150L28 151H26L27 152V157L25 158V157H23V159H22V163L19 161V160H21V159H19L18 158V156H19V154L21 155V151H23V150H21L20 151V153H18V150L17 149H15V148H13V146L10 144V142H3L2 141V144H0V155H2V156H0V159H2V158H4V159H2V160H0V173H2V174H0V194H2V195H4V197L2 196V195H0V253L2 254H0V261H1V263L0 264H4V263H6V264H17L18 262V264H20L21 262V264H31V262H33L34 264L35 263H40L37 259L36 260H32V258L30 257V256H28V255H30V250L32 249L30 246H33L32 245V243L34 242H29L28 240H30V241H32L30 238H32V237H34V236H32L31 237V234L33 233V230L32 229H34L35 227L37 228H39V229H41L40 227H39V225H40V223L41 222H45V219H46V222H45V225L44 226H47L46 225V223H47V220H51L50 219V217H55L54 218V220L56 221V228H52V230H54L56 233H57V231H58V233H59V231L60 232H62L63 230H61V226L60 225H62V227H63V225L65 224V223H67L68 221H70V222H68L67 224H65L66 225V227L64 228V231H65V229L66 228H68V229H66V231H69V234L71 233L70 231V228H72V226L73 225H75L74 223H71V222H74V220L73 219H67V217L66 218H64V224H59V223H61V221H58V219L56 218V217H59V216H54V215H57V212L59 211V212H65V210H67V209H69V208H71L72 210H73V208L75 207L76 208V210H74L75 212H77L78 213V211H77V207H78V210L79 209H81V210H83L84 208V210H86L87 208L85 207V206H87L88 208H90L88 205H87V201H86V199H83L82 200V202H80V201H76V202H74V204L72 205L73 206V208L72 207H69V208H67V207H64L63 205H65V204H69V203H67V202H65V204H64V202H63V204H62V198L60 199H58V196H57V198H56V200H53V197L56 195V194H54L55 192L53 191L54 189V186H53V184H55V182H51L52 184H49L50 183V181L52 180V179H48V178H46L45 176L46 175H43L42 176V174L43 173H41V172H38L37 170V174H36V171L34 172V169L30 166V165H32L33 164V162H36V163H34V164H37V165H41L40 163H42V164H44V162L46 161V162H48L49 160H51L52 159V155H53V159L52 160H57V159H61L62 157L64 158V157H66L67 155V153H68V151L71 149V152H73V150H76V149H79V148H76L77 147V145H79L78 143H80L81 141H83L81 138H80ZM138 133V132H137ZM212 133H213V135H212ZM216 133H218L219 134V136H216L215 134ZM226 132H224V134H225ZM195 134V133H194ZM203 134V133H202ZM200 135L202 138H203V135ZM234 134V135H233ZM247 134V135H246ZM249 134V135H248ZM135 135V134H134ZM191 135H193V134H191ZM227 135L228 136H230V134L229 133H227ZM252 135V136H251ZM256 137H255V136ZM195 136V135H194ZM194 136H191V137H194ZM197 136H198V133H197ZM200 136H198V137H200ZM214 136V137H213ZM216 136V137H215ZM254 136V137H253ZM259 136H262L263 137V139L261 138V137H259ZM72 137V136H71ZM85 137V136H84ZM83 137V138H84ZM197 137V138H198ZM200 137V138H201ZM252 137V138H251ZM257 137H259V138H257ZM80 138V139H79ZM195 138H196V136H195ZM201 138V139H202ZM212 138V139H211ZM214 138V139H213ZM216 138V139H215ZM221 138V137H220ZM250 138H251V140H250ZM79 139L80 140V142H79V140H78V142H76L77 140ZM108 139H110L111 140V137H109ZM107 138L105 139V140H108ZM199 139V138H198ZM197 139V140H198ZM243 139H241V140H243ZM252 139H255V140H252ZM105 140L103 141V142H105ZM108 141V142H111V141ZM113 140V139H112ZM193 141H189V144L190 143H192V150L194 149V152L192 153V155L191 156H193L194 157V159H195V157L198 155L199 156V154L200 153H203V155L205 154L204 152H202V150L204 149L205 151H207V149H205V148H202V147H200L197 143L195 144V142H194V140L196 141V139H192ZM200 140V139H199ZM198 140V141H199ZM216 141V144L217 145H219V144H221L222 145V147H221V145H220V147L221 148H223V149H221L222 151H224V150H226L227 148H229V146H231L232 145V147H230L228 150H226V155L227 156H229V159H231L232 161H230L229 159H228V157L224 154L225 153V151H224V153L222 152V151H219V149L217 150V147L218 146H216V145H213V144H215V142H212V141ZM251 141V142H248L247 143V141ZM261 141V143L263 144V148H262V146H259L260 144L258 143V141ZM263 140V141H262ZM85 141V140H84ZM83 141V143H87V142H84ZM114 141V140H113ZM240 141V142H239ZM256 141H257V143H256ZM72 142V143H71ZM89 142V141H88ZM107 142V143H108ZM119 140L116 142H112V144H110L111 145V147H115L117 144H119ZM255 142V143H254ZM0 143H1V141H0ZM69 143V144H68ZM100 143V142H99ZM99 143H94L93 144V146L90 144V142H89V146L87 145V144H85V145H87L88 147H90V148H88V147H86V148H84V145H82L83 146V149L85 150H83V151H81V153L82 152H88V151H91V152H93V150L94 151H96L97 153H95V152H93L94 153V155H97L98 153V155H102V153L104 152H98L97 150H99L100 148H99V146H101V147H103V146H106L104 143V145H99L98 146V144ZM106 143V142H105ZM115 143V144H114ZM225 143V144H224ZM6 144V145H5ZM101 144V143H100ZM114 144V145H113ZM193 144H195L196 146H198L199 148H202L201 150H199V152H198V148H195V145H193ZM245 144L243 145V146H245ZM255 144H258V147H260V148H258L257 147V145H255ZM57 145V144H56ZM61 145V146H60ZM71 145V146H70ZM212 145H213V147H212ZM229 145V146H228ZM12 146V147H11ZM64 146V147H63ZM76 148H74V147ZM92 146V147H91ZM214 146H215V149H213L214 148ZM226 146H227V148H226ZM247 146H245V147H247ZM255 146V148H253ZM14 147H16V146H14ZM62 147L63 148H65V149H63L62 150ZM111 147H108L107 146V148L106 149H111ZM191 147H190V149H191ZM194 147V148H193ZM242 147V146H241ZM244 147V148H245ZM257 147V148H256ZM17 148V147H16ZM61 148V149H60ZM82 148V147H81ZM80 148V149H81ZM91 148H92V150H91ZM96 148V149H95ZM219 148V147H218ZM226 148V149H225ZM235 148V147H234ZM243 148V147H242ZM73 149V150H72ZM79 149V150H80ZM87 149H88V151H87ZM189 149V151L190 152H192V150H190ZM263 149V150H262ZM2 150H3V152H2ZM10 150H12V151H10ZM14 150H16V151H14ZM20 150V149H19ZM41 150V151H40ZM47 150H51V151H47ZM58 150V151H57ZM62 150V151H61ZM82 150V149H81ZM197 150V151H196ZM233 150V149H232ZM249 150H250V152H249ZM39 151V152H38ZM47 151V152H46ZM60 151V152H59ZM108 150H106L105 152H107ZM195 151L196 152H198L199 154H197V153H195ZM201 151V152H200ZM11 152V153H10ZM56 152L57 153H59V155L58 154H56ZM67 152V153H66ZM91 152L89 153V154H91ZM104 152V153H105ZM218 152H220V153H218ZM222 152V153H221ZM3 153V154H2ZM7 155H6V154ZM17 155H16V154ZM22 153H25L24 151L22 152ZM48 153H51V155H49ZM64 153V154H63ZM66 153V154H65ZM84 153H82V154H84ZM92 153V154H93ZM103 153V154H104ZM189 153V152H188ZM197 154L196 156H194L195 154ZM256 153H258V154H256ZM12 154V155H11ZM41 154H43L42 156H41ZM61 154V155H60ZM69 154H70V151H69ZM88 154V153H87ZM191 154V153H190ZM190 154L188 155V156H190ZM194 154V155H193ZM220 154V155H219ZM222 154H224V156H226L227 157V159H228V162L227 163H229L228 165H225L226 164V158H225V162H222V161H224L223 160V158H224V156H222ZM229 154H231V153H229ZM260 154V155H259ZM13 155H16V156H14L15 158H13ZM23 155H25V154H23ZM58 156V157H56L55 158V156ZM63 155V156H62ZM66 155V156H65ZM246 155V154H245ZM244 156V157H248V156ZM254 155V156H253ZM46 156H48L47 158H49L48 159V161H47V158H46ZM50 156V157H49ZM59 156H61V157H59ZM217 156V157H216ZM222 156V157H221ZM6 157V158H5ZM8 157V158H7ZM40 157V158H39ZM200 157V156H199ZM199 157H196L197 159L199 158ZM216 157V158H215ZM257 157V158H256ZM17 158V159H16ZM28 158V159H27ZM29 158L32 160H29ZM42 158V159H41ZM43 158H45V159H43ZM51 158V159H50ZM55 158V159H54ZM201 158V157H200ZM199 158V159H200ZM222 158V159H221ZM263 158V159H262ZM27 159V160H26ZM41 159V160H40ZM197 159H195L194 161H196ZM199 159H198V161H199ZM260 159V160H259ZM16 160V161H15ZM36 160V161H35ZM39 160V161H38ZM44 160V161H43ZM51 160V161H52ZM177 160V159H176ZM200 160V161H201ZM209 160V161H208ZM221 160V161H220ZM244 160V159H243ZM257 160V161H256ZM263 160V161H262ZM1 161H3V162H1ZM8 161H9V163H8ZM17 161H19L20 163H18ZM32 163H31V162ZM42 161V162H41ZM178 161H179V159H178ZM199 161V162H200ZM219 161V162H218ZM230 161V162H229ZM255 161V162H254ZM6 162V163H5ZM16 162V163H15ZM24 162H26V163H24ZM39 162V163H38ZM197 162V161H196ZM221 162H222V164H221ZM251 162V161H250ZM3 163H5V164H3ZM16 164L17 166H15V169H14V167H13V165L11 166V168L9 169L8 168V164L10 165V164ZM204 163H201V164H203L204 166H202V165H200L201 166V169H202V172L204 173V169H203V167L205 168L206 167V165L204 164ZM236 163V164H235ZM20 164V165H19ZM25 164H27V165H25ZM30 164V165H29ZM197 164V165H196ZM234 164V165H233ZM194 165V166H193ZM211 165H212V167H211ZM222 165V166H221ZM236 165V166H235ZM19 166V167H18ZM27 166V167H26ZM33 166V165H32ZM228 166V167H227ZM229 166H232V167H229ZM246 166L249 168V170H248V172H255L254 174H258L259 175V177L258 176H254L253 175V173H249L248 175H247V170L246 169H248V168H246ZM260 166V167H259ZM13 167V168H12ZM17 167V168H16ZM25 167V168H24ZM31 167V168H30ZM181 167V168H182ZM218 167V168H217ZM220 167V168H219ZM18 168H20V169H18ZM24 168V169H23ZM178 168V170L180 169L179 167H177ZM180 169V171H182V170H184V169ZM187 168H185V169H187ZM211 168H212V170H214L213 172H212V170H211ZM225 168V169H224ZM228 168V169H227ZM231 168V169H230ZM236 168V169H235ZM251 168H253V169H251ZM16 169H18V170H16ZM30 169H33L32 171H33V173H35L34 175L30 172ZM176 169V168H175ZM220 169V170H219ZM233 169V170H232ZM12 170V171H11ZM29 172H28V171ZM42 170V169H41ZM41 170H39V171H41ZM177 170V169H176ZM236 170V171H235ZM14 171V172H13ZM26 173H25V172ZM186 171V170H185ZM193 172V174H191L192 172ZM206 171V170H205ZM235 171V172H234ZM237 171H238V173H237ZM245 171V172H244ZM257 171V172H256ZM17 172V173H16ZM42 172H44L43 170H42ZM217 172V173H216ZM230 172V173H229ZM243 172V173H242ZM18 175V177H17V175ZM39 173H41V174H39ZM46 173V172H45ZM214 173V174H213ZM222 173V174H221ZM237 175V178H236V176H235V174ZM246 173V174H245ZM261 173V174H260ZM5 174H6V176H5ZM216 174V175H215ZM227 174H229V175H227ZM234 174V175H233ZM243 174V175H242ZM254 176V177H252V175ZM37 175V176H36ZM39 175V176H38ZM192 175V176H191ZM193 175L195 176V177H198L199 178V176H200V178L201 177H204V180H205V182H204V180L202 181L201 179H200V181L201 182H203V184L199 181V179H195V177H193ZM225 175V176H224ZM241 175V176H240ZM246 175V176H245ZM3 176V177H2ZM15 176V177H14ZM23 176V177H22ZM26 178H25V177ZM27 176H28V178H27ZM41 176V177H40ZM211 176V177H210ZM216 178H215V177ZM222 176V177H221ZM228 176V177H227ZM239 176V177H238ZM247 178H245V177ZM251 176V177H250ZM13 177H14V179H13ZM22 177V178H21ZM45 179H44V178ZM188 177V178H187ZM209 177V178H208ZM224 177V178H223ZM232 177V179L231 180H233L234 181V185L235 186H233V184L231 183V182H233V181H231L230 180V178ZM234 177V178H233ZM242 177V178H241ZM244 177V178H243ZM30 178V179H29ZM42 178V179H41ZM190 178V179H189ZM192 178V179H191ZM215 178V179H214ZM227 178V179H226ZM236 178V179H235ZM253 178V179H252ZM15 179H17V180H15ZM19 179V180H18ZM46 179H48L49 180V182H48V180H46ZM176 179H178V181L176 180ZM217 179V180H216ZM239 179H241V180H239ZM255 179H256V181L258 182V183H253V182H256L255 181ZM262 179V177L260 178V180ZM179 180L181 181V182H179ZM209 180V181H208ZM236 180H238V181H240V182H238V181H236ZM244 180V181H243ZM247 180V181H246ZM249 180V181H248ZM254 180V181H253ZM46 181H47V183L49 184V185H52L53 187H51L50 189H52V190H50V189H48L49 187L47 186V183H46ZM186 183H185V182ZM190 181V182H189ZM219 181V182H218ZM235 181H236V183H235ZM40 184H39V183ZM187 182H189V183H187ZM199 182L201 183V184H199ZM224 184H222V183ZM228 182H230V183H228ZM238 182V183H237ZM242 182V183H241ZM245 182V183H244ZM197 184L198 186H195V185H193V184ZM220 183V184H219ZM239 183H241L242 184V186H240V184ZM243 183L245 184V185H243ZM33 184V185H32ZM38 184H39V187H38ZM143 184V183H142ZM185 184H186V186H185ZM227 184V185H226ZM237 184H239V185H237ZM253 184V185H252ZM255 184V185H254ZM260 185V187H261V189H260V187H259V185ZM76 185V184H75ZM127 185V183H125L124 184V186H126ZM129 185V184H128ZM127 185V186H128ZM211 185H213V186H211ZM250 185V186H249ZM258 185V186H257ZM37 186V187H36ZM47 186V187H46ZM76 186H78V185H76ZM81 187H82V185H80ZM97 186V185H96ZM95 186V187H96ZM98 186H99V184H98ZM97 186V187H98ZM215 186V187H214ZM221 186V187H220ZM230 186V187H229ZM232 186V187H231ZM257 186V187H256ZM47 188L48 189V192L47 191H45L44 192V194L46 195H44L43 194V190H40V189H42V188ZM96 187V188H97ZM101 187H102V185H101ZM132 187V186H131ZM179 187H181V188H179ZM201 187H200V191L201 192H203L202 190H201ZM211 187H213V188H211ZM224 187V188H223ZM9 188V189H8ZM11 188V189H10ZM38 188V189H37ZM193 187L191 188V189H194ZM217 188V189H216ZM228 188V189H227ZM232 188V189H231ZM238 188V189H237ZM240 188V189H239ZM243 188V189H242ZM257 188V189H256ZM13 189V191L15 190V191H17L18 189H19V191H17V192H15L14 191V193H13V191H12V193L11 192H9V191H11ZM36 189V190H35ZM46 189V190H47ZM188 189H190L189 187H188ZM197 189H194V191L193 192H199V193H201L200 191H195V190H197ZM212 189H215V191L214 190H212ZM242 189V190H241ZM256 191H255V190ZM263 189V190H262ZM9 190V191H8ZM25 190V191H24ZM38 190V191H37ZM49 190L50 191H52V193L54 194V196H52L53 194L51 193V192H49ZM231 192H230V191ZM258 190V191H257ZM260 190V191H259ZM263 192H262V191ZM3 191H7L6 193L4 192V193H2ZM22 191V192H21ZM131 191V190H130ZM19 192H20V194H19ZM24 192H25V196H27V197H23V196H19L18 197V195H24ZM39 194H38V193ZM251 192V193H250ZM16 193H17V195H16ZM22 193V194H21ZM27 193V194H26ZM40 193H41V196H40ZM52 194V195H50L51 197L50 198H52V200H51V202H50V200H47L48 199V195L49 194ZM129 193V192H128ZM131 193V192H130ZM129 193V194H130ZM225 193H223V194H225ZM259 193H261V194H259ZM263 193V194H262ZM6 194H8V196H6ZM45 196V197H47V199L45 198V197H43V195ZM227 194H225V195H227ZM233 194H236V196L239 194V197L237 196V198H236V196L234 197H232V198H234V199H232V198H230L231 197V195H233ZM14 195H16V196H14ZM34 195H36V196H34ZM127 195V194H126ZM250 195V196H249ZM252 195V196H251ZM253 195H255V196H253ZM6 196V197H5ZM263 196V197H262ZM2 197H3V199H2ZM15 199H14V198ZM18 199H17V198ZM56 197V196H55ZM54 197V198H55ZM247 197V198H246ZM252 197V198H251ZM23 198V199H22ZM36 198V199H35ZM262 198V199H261ZM6 199V200H5ZM10 201H9V200ZM43 199V200H42ZM230 199H232L231 201H230ZM235 199H239V200H235ZM252 199V200H251ZM260 199V200H259ZM8 200V201H7ZM22 202H21V201ZM57 200H59L58 201V203H57ZM110 201H112L111 199H109ZM236 201V203H234V201ZM259 200V201H258ZM18 201H20V202H18ZM54 201H56V202H54ZM61 201V204L59 203ZM110 201H106V200H104V201H101L99 204H96V206L98 205V207H94L97 211H99V212H108L109 210V208L110 207H112V204H115V202H116V200H115V202L114 201H112V202H110ZM227 201V202H226ZM239 201V202H238ZM242 201V202H241ZM262 201V202H261ZM77 202H78V206H77ZM225 202V203H224ZM259 202H261L262 203V205H261V203L259 204ZM20 203V204H19ZM57 205H56V204ZM233 203V204H232ZM239 203V204H238ZM60 204V205H59ZM88 204H90V202L88 203ZM102 204H103V206H102ZM110 204V205H109ZM253 206V207H250L251 205ZM15 205V206H14ZM67 205H65V206H67ZM77 207H76V206ZM90 205H92V204H90ZM210 205V206H211ZM217 205H218V207H217ZM220 205V206H219ZM228 205H231L232 206V208L230 207V206H228ZM247 205H249V206H246ZM259 205V206H258ZM58 206L60 207V206H62V207H64V208H62V207H60L61 209H65V208H67V209H65V210H61L60 211V208L58 209ZM70 206V205H69ZM102 206V207H101ZM225 206V207H224ZM226 206H227V208H226ZM2 207V208H1ZM16 207L18 208V209H16ZM49 207V208H48ZM223 207V208H222ZM245 207V208H244ZM250 207V208H249ZM100 208H101V210H100ZM103 208H105V209H103ZM222 208V209H221ZM54 211H53V210ZM226 209V210H225ZM238 209V210H237ZM240 209V210H239ZM50 210V211H49ZM56 210H57V212H56ZM84 210L82 211L83 213H87L88 211L86 210L85 212H84ZM251 212V211H258V212H255V213H253V212H251V213H248L249 211ZM4 211V212H3ZM55 213H53V212ZM70 211V210H69ZM68 211V212H69ZM227 211V212H226ZM230 211V212H229ZM248 211V212H247ZM5 212H8V213H6L5 214ZM48 212H49V215H48ZM50 212H51V214L53 215H51L50 214ZM68 212H67V214L66 215H71V217L72 216H74L73 214H75V212H73L72 211V214H71V211H70V214H68ZM79 212H80V210H79ZM81 212V213H82ZM244 212H247L246 213V215L245 214H243ZM14 213V214H13ZM18 213V214H17ZM66 213V212H65ZM81 213H80V215H81ZM82 213V214H83ZM230 213H231V215H230ZM238 213H236V214H238ZM47 214V215H46ZM79 214V213H78ZM78 214H76V216L78 217ZM61 215V214H60ZM64 214H62L61 216H63ZM65 215V216H66ZM211 215V216H210ZM221 215V216H220ZM226 215V216H225ZM239 215V214H238ZM60 216V217H61ZM75 216V217H76ZM210 217V219H209V217ZM231 216V217H230ZM47 217H49V219L47 218ZM70 217V218H71ZM205 217H207V219H205ZM212 217V218H211ZM214 217V218H213ZM255 217V216H254ZM45 218V219H44ZM69 218V217H68ZM79 219H80V217H78ZM82 218V217H81ZM162 218V219H161ZM175 218H177L178 220H179V224H181L180 226H178V224H175L174 222H171V221H173ZM60 219V218H59ZM65 219H67V220H65ZM200 219L202 220V221H200ZM220 219H222V220H220ZM230 219H231V221H230ZM233 219V220H232ZM41 220V221H40ZM73 220V221H72ZM81 220V219H80ZM154 220H155V222H154ZM162 220V221H161ZM163 220H164V222H163ZM166 220V221H165ZM169 220H170V222H171V224H169ZM176 220V219H175ZM174 220V221H175ZM209 220V221H208ZM212 220V221H211ZM235 220H237V219H235ZM62 221H63V218H62ZM239 221V222H240ZM259 221V220H258ZM43 222V223H44ZM49 222V221H48ZM52 222V221H51ZM54 222V221H53ZM76 222H78L77 221V218L75 219V223ZM159 222V223H158ZM176 223H177V220L175 221ZM182 222V223H181ZM187 222H189V224L190 225H188L187 226ZM196 222L199 224L198 225V227H197V224H196ZM214 222V223H213ZM231 222V223H230ZM254 222V223H255ZM63 223V222H62ZM70 223V224H69ZM79 223H80V221H79ZM156 223V224H155ZM166 223V224H165ZM223 223V224H222ZM59 224V228H60V230H58L57 229V225ZM76 224H78V223H76ZM51 225H52V223H51ZM72 225V226H71ZM80 225V224H79ZM169 225V226H168ZM193 225V226H192ZM196 225V226H195ZM43 226V225H42ZM67 226H70V227H67ZM167 226V227H166ZM175 226V227H174ZM195 226V227H194ZM224 226V227H223ZM49 228H50V223H49V226H48ZM47 227V228H48ZM52 227H55V226H53L52 225ZM202 227H205L204 225L202 226ZM210 227V228H209ZM220 227V228H219ZM223 227V228H222ZM73 228H74V226H73ZM178 228V229H177ZM180 228V229H179ZM194 228V229H193ZM196 228V229H195ZM205 228V229H206ZM209 228V229H208ZM51 229V228H50ZM55 229H57V231L55 230ZM74 229H76V227L74 228ZM157 229V230H156ZM173 229V230H172ZM35 230H37V229H35ZM42 230H46V229H43L42 228ZM133 230V231H132ZM167 230V231H166ZM176 230V231H175ZM180 230V231H179ZM53 231V232H54ZM73 231V230H72ZM134 231H136V233L134 232ZM170 231V232H169ZM186 231V232H185ZM215 231V232H214ZM220 231H221V235H220ZM29 232V233H28ZM35 233H36V231H34ZM39 231H37V233H38ZM43 232V231H42ZM49 232H51L52 233V231L50 230ZM134 232V233H133ZM184 232V233H183ZM190 232V233H189ZM47 233V232H46ZM55 233V237H59V238H57L56 240H60V237H62L61 236V234L63 233H59L60 235L58 236L57 234ZM64 233H66V232H64ZM126 233V234H127ZM182 233V234H181ZM29 234V235H28ZM39 234H41V233H39ZM38 234V235H39ZM136 234V235H135ZM152 234V235H151ZM191 234V235H190ZM193 234V235H192ZM45 235H47V234H45ZM51 235V234H50ZM50 235H48V236H50ZM57 235V236H56ZM64 235H66V234H64ZM64 235H63V237H64ZM133 235V236H132ZM138 235H140V234H138ZM223 235V236H222ZM36 236V235H35ZM73 236V237H72ZM130 236V237H129ZM30 237V238H29ZM40 237H42V236H40ZM43 237H45L44 235H43ZM65 237V239H68V238H66ZM128 237V238H127ZM173 237V238H172ZM179 237V238H178ZM194 237V236H193ZM223 237V238H222ZM91 238H94V237H91ZM110 238V237H109ZM136 238H138V239H136ZM164 238V239H163ZM22 239V240H21ZM36 239H37V237H36ZM40 239V238H39ZM44 239V238H43ZM43 239H40V241L41 240H43ZM83 239H84V237H83ZM156 239H154L155 241H157ZM169 239V240H168ZM192 239V238H191ZM190 239V240H191ZM20 240V241H19ZM44 240V241H45ZM58 240V241H59ZM93 240V242L94 243H92V242H90V241H92ZM97 240V241H96ZM107 240V241H106ZM110 240H112V241H110ZM126 240H128V241H126ZM154 240H152V241H154ZM161 240V241H162ZM166 240H168V241H166ZM18 241H19V243H18ZM25 241V242H24ZM27 241H28V245L29 244H31L30 246H28L27 247ZM43 241V242H44ZM45 241V242H46ZM61 241V240H60ZM114 241H116V243H112V242H114ZM130 241H131V243L132 242H134L133 244H130ZM136 241V242H137ZM184 241V242H185ZM252 241H253V243H255L254 245H252L253 243H252ZM254 241H257V240H250V242L248 241L247 243H245L246 244V246H247V248H246V246L243 244L242 246H244V247H242V248H244V251H246V252H252V251H254V250H256L258 247H256V246H258L257 245V243H259L258 241L257 242H254ZM22 242V243H21ZM65 242V243H64ZM73 244V246L71 247V246H69L68 247V244ZM101 242H102V244H101ZM226 242V241H225ZM224 242V243H225ZM26 243V244H25ZM87 243H88V246H86L87 245ZM92 243V244H91ZM22 244V245H21ZM70 244V245H71ZM79 245V244H81V245H79V246H81V248L83 247L84 248V250L87 252H85L84 253V250L83 249H81L79 246L77 247V246H75V245ZM104 244V245H103ZM116 244V245H117ZM212 244H214V242H212ZM261 244V243H260ZM84 245V246H83ZM101 245H103V246H101ZM113 245V246H114ZM115 245V246H116ZM231 245V246H230ZM230 245H227L226 243L224 244V245H222V246H220L221 248L219 249V248H216L217 246H216V243L214 244V246H213V250H211V256L213 255V257H221L222 259H225L227 262H229L230 261V259L232 258V252L234 253L235 251V249H233L232 250V247H234L235 248V246H233L232 244H230ZM262 245V246H261ZM261 245H259V247L261 248H263L264 247V245L263 244H261ZM20 248V249H22V250H20L21 251V254H22V252H24L27 248L29 249H27L28 251V253L29 254H27L26 256L25 255H23L22 254V256H23V258H22V256H19L20 254H17V252L19 253V250H18V247ZM66 246V245H65ZM216 246V247H215ZM229 246V247H228ZM24 247H27V248H24V251H23V248ZM49 247H47V249L49 250L48 252H50V249H49ZM55 247V248H54ZM87 247V248H86ZM215 247V248H214ZM224 247H225V249H224ZM73 248H77V249H81V251H79V250H75V249H73ZM102 248V249H101ZM46 249V250H47ZM70 249H72L73 251H71ZM93 249H91L90 251L91 252H94L93 251ZM246 249V250H245ZM259 249V248H258ZM67 250H69V251H71V252H69V251H67ZM74 250H75V254H76V252L77 253H81V254H85V255H81L80 253H79V255L77 256V255H74V253H72V252H74ZM83 250V251H82ZM89 250V249H88ZM230 250V251H229ZM249 250V251H248ZM61 251H62V253H61ZM67 251V253L65 254V252ZM123 251H125V254L127 253V254H132L133 253V249H128V248H125ZM212 251H214V252H212ZM26 251H25V253H27ZM97 252H94V254L95 253H97ZM100 252H98V253H100ZM24 253V254H25ZM70 253V254H69ZM96 254V255H99V254ZM213 253V254H212ZM217 253V254H216ZM50 254V253H49ZM48 254V255H49ZM65 254V255H64ZM72 254V255H71ZM89 256H88V255ZM15 255H17L18 256V258L17 257H15ZM62 255V256H61ZM66 255H68V256H66ZM70 255H71V257H70ZM86 255L88 256V258L86 257ZM181 255V254H180ZM183 255V254H182ZM181 255V257H182V262H183V260H184V262H185V260H186V264H191L192 262V264H194V263H196L195 261H196V258H195V256L193 257V255H191V254H189L188 256L184 253V255L182 256ZM12 256V257H11ZM73 256V257H72ZM77 256V257H76ZM82 256L83 257H85L84 259H82ZM93 256H95V255H93ZM184 256L186 257V258H184ZM233 256H234V254H233ZM12 258L11 260H10V258ZM14 257V258H13ZM55 258V259H52V258ZM63 257H66V258H63ZM78 258L79 260L77 261V259L76 258ZM6 258V259H5ZM17 258V260H15ZM63 258V261L61 260V259ZM75 258V259H74ZM188 258H190V259H188ZM195 260H193V259ZM7 259L9 260V261H7ZM20 259H22V261H20ZM24 259V260H23ZM70 261H69V260ZM81 259V260H80ZM86 259V260H85ZM179 259V258H178ZM188 259V260H187ZM192 259V260H191ZM2 260L4 261V262H2ZM17 261V263L16 262H14V261ZM19 260V261H18ZM26 260V261H25ZM53 260H55V262L53 261ZM61 260V261H60ZM64 260H66V262H64ZM76 260V261H75ZM180 260V261H181ZM190 260V261H189ZM224 260V261H225ZM57 261V262H58ZM69 261V262H68ZM190 263H189V262ZM210 261H212V260H210ZM225 261V262H226ZM30 262V263H29ZM181 262V263H182ZM183 262V263H184ZM32 263V264H33ZM48 262H47V264H49ZM73 263V264H74ZM180 262L178 261V263H176V264H179ZM182 263V264H183ZM40 264H42V263H40ZM46 264V263H45ZM57 264V263H56ZM78 264V263H77ZM175 264V263H174Z\"/></svg>","mask_w":264,"mask_h":264}]
</instances>
